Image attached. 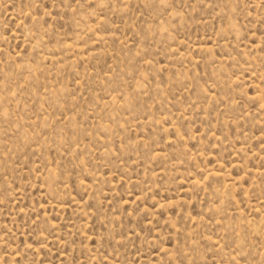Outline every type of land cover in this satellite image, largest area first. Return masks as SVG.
I'll return each mask as SVG.
<instances>
[{"label": "rangeland", "instance_id": "1", "mask_svg": "<svg viewBox=\"0 0 264 264\" xmlns=\"http://www.w3.org/2000/svg\"><path fill=\"white\" fill-rule=\"evenodd\" d=\"M0 264H264V0H0Z\"/></svg>", "mask_w": 264, "mask_h": 264}]
</instances>
